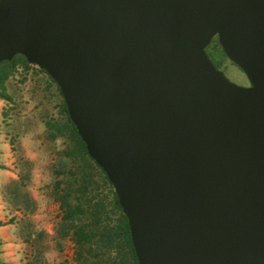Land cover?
<instances>
[{"label": "water", "instance_id": "water-1", "mask_svg": "<svg viewBox=\"0 0 264 264\" xmlns=\"http://www.w3.org/2000/svg\"><path fill=\"white\" fill-rule=\"evenodd\" d=\"M17 55L59 87L139 264H264V0H0Z\"/></svg>", "mask_w": 264, "mask_h": 264}, {"label": "rangeland", "instance_id": "rangeland-1", "mask_svg": "<svg viewBox=\"0 0 264 264\" xmlns=\"http://www.w3.org/2000/svg\"><path fill=\"white\" fill-rule=\"evenodd\" d=\"M36 67H19L7 81L12 101L0 99V259L5 264H31L36 252L24 237L33 230L43 239L46 264H76L73 241L56 235L63 214L55 184L72 167L66 154L72 145L66 137L49 138L47 123L63 122L64 116L56 86ZM219 70L234 84L250 85L229 59ZM22 175H29L25 191L36 203V210L27 215L5 199L7 186Z\"/></svg>", "mask_w": 264, "mask_h": 264}, {"label": "trees", "instance_id": "trees-1", "mask_svg": "<svg viewBox=\"0 0 264 264\" xmlns=\"http://www.w3.org/2000/svg\"><path fill=\"white\" fill-rule=\"evenodd\" d=\"M206 52L218 69L221 63L228 59L218 38L213 39ZM33 66L22 55L0 64L1 100L12 101L7 81L17 69L22 67L28 71ZM36 68L39 72L47 74L44 70ZM49 79L59 93L61 113L64 116L63 122L47 123L49 138L69 139L72 146L66 154L73 163L72 167L65 171L64 178L55 184V197L63 214L56 235L62 240L70 238L73 241L76 248V264H139L132 244L129 222L115 190L104 171L88 155L85 143L70 120L59 87L50 76ZM27 180L29 175H22L18 181L7 186L5 194L8 204L23 211L25 215L36 210V203L25 191ZM41 238V235L33 230L24 237L36 252L31 264H46ZM2 245L0 240V248ZM0 264L5 263L0 259Z\"/></svg>", "mask_w": 264, "mask_h": 264}]
</instances>
